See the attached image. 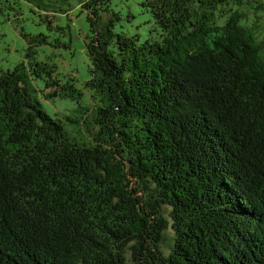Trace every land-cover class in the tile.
I'll list each match as a JSON object with an SVG mask.
<instances>
[{"label": "trees", "instance_id": "obj_1", "mask_svg": "<svg viewBox=\"0 0 264 264\" xmlns=\"http://www.w3.org/2000/svg\"><path fill=\"white\" fill-rule=\"evenodd\" d=\"M73 1L83 76L46 53L72 56L70 32L21 29L0 67V264H264V33L225 0H142L140 43L117 31L126 0Z\"/></svg>", "mask_w": 264, "mask_h": 264}, {"label": "rangeland", "instance_id": "obj_2", "mask_svg": "<svg viewBox=\"0 0 264 264\" xmlns=\"http://www.w3.org/2000/svg\"><path fill=\"white\" fill-rule=\"evenodd\" d=\"M141 1L142 0H126L125 2L114 1L111 4L112 10L121 15L122 21L117 31L130 36H138L140 43L148 38L149 33H152V35L154 34V26L150 15L140 8ZM225 1L230 4V6L228 4L225 5V9L239 10L240 13L243 14L244 20L251 24L254 32H260V36L264 33L263 9L259 7V3L264 4V0ZM69 4L70 5H67V2L62 0H0V67H10L11 69L13 64L24 55L26 43L20 37L21 29H23L24 33L35 37L36 40H40L39 37L41 35L43 37H48L47 40L50 43L55 40L62 44L68 40L67 34L70 32L72 37H74L73 46L70 49L73 53L72 56L68 55V52L60 48H48L46 53L50 55L51 59L55 61V65L58 67L57 71L61 74V77H57L58 79H76V74L83 76L85 57L83 51H81L80 44L85 42L84 37L86 36L88 25L84 15H78L77 3L71 0ZM61 10H69L68 14L66 13L65 15H69V18L73 21L65 22V17H63ZM18 14H21V16ZM46 21L51 22V24L47 25ZM66 25L70 26V31L69 28L66 29ZM57 26L61 28L65 26V29L63 31L61 30V32L56 30ZM263 38L264 37L261 36L258 41L261 43ZM52 46L53 44H50V47ZM261 46L264 49V41L261 43ZM44 56L45 55H43L42 60L50 63L48 60L44 59ZM75 84L76 87L80 89L81 85L79 83ZM81 90L85 96V90ZM40 95H46V91L41 92ZM48 102L42 101L47 111H60L61 114L65 113L66 116H60L62 122L65 123L67 117H74L72 115V102L62 101V99H54ZM82 105H89V99H86ZM71 132L74 136H78L79 138H90L88 135L89 129H72ZM170 237L171 233L167 235L168 241L162 246V249L166 253L168 251ZM127 260L128 264H132L129 254L127 255Z\"/></svg>", "mask_w": 264, "mask_h": 264}, {"label": "bare ground", "instance_id": "obj_3", "mask_svg": "<svg viewBox=\"0 0 264 264\" xmlns=\"http://www.w3.org/2000/svg\"><path fill=\"white\" fill-rule=\"evenodd\" d=\"M62 262V261H61Z\"/></svg>", "mask_w": 264, "mask_h": 264}]
</instances>
